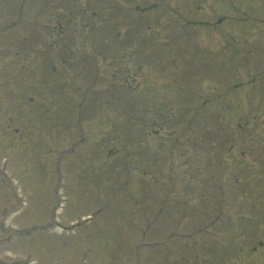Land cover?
<instances>
[{
    "label": "rangeland",
    "instance_id": "rangeland-1",
    "mask_svg": "<svg viewBox=\"0 0 264 264\" xmlns=\"http://www.w3.org/2000/svg\"><path fill=\"white\" fill-rule=\"evenodd\" d=\"M0 82V264H264V0H0Z\"/></svg>",
    "mask_w": 264,
    "mask_h": 264
},
{
    "label": "bare ground",
    "instance_id": "bare-ground-1",
    "mask_svg": "<svg viewBox=\"0 0 264 264\" xmlns=\"http://www.w3.org/2000/svg\"><path fill=\"white\" fill-rule=\"evenodd\" d=\"M11 216V215H10Z\"/></svg>",
    "mask_w": 264,
    "mask_h": 264
}]
</instances>
